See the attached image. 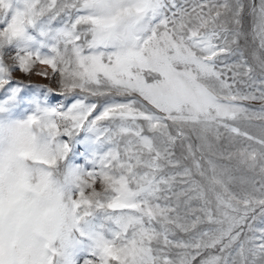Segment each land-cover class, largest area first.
<instances>
[{"label": "snow or ice", "instance_id": "obj_1", "mask_svg": "<svg viewBox=\"0 0 264 264\" xmlns=\"http://www.w3.org/2000/svg\"><path fill=\"white\" fill-rule=\"evenodd\" d=\"M257 223L264 0H0V264H264Z\"/></svg>", "mask_w": 264, "mask_h": 264}, {"label": "rangeland", "instance_id": "obj_2", "mask_svg": "<svg viewBox=\"0 0 264 264\" xmlns=\"http://www.w3.org/2000/svg\"><path fill=\"white\" fill-rule=\"evenodd\" d=\"M15 75L17 76H20V73L17 72ZM23 83L25 85H28V86H35V85H41V86H49V87H55V84H54V81H50L49 79H45L43 77H40V76H36V75H33L31 77H25L23 79ZM50 97H51V102L52 103H55L57 100L60 99V97L58 95H56L55 93H50L49 94ZM82 147L81 146H77V151L80 152L82 151ZM75 162L76 163H83V160L80 156H77L74 158ZM257 226H264V225H260L259 223H257ZM79 264H83V260L81 259Z\"/></svg>", "mask_w": 264, "mask_h": 264}]
</instances>
